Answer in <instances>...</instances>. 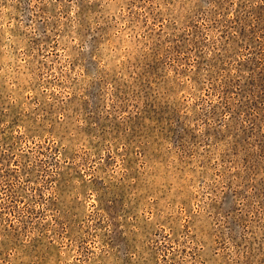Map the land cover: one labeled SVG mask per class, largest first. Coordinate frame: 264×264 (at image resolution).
Listing matches in <instances>:
<instances>
[{"label":"rangeland","instance_id":"1","mask_svg":"<svg viewBox=\"0 0 264 264\" xmlns=\"http://www.w3.org/2000/svg\"><path fill=\"white\" fill-rule=\"evenodd\" d=\"M0 264H264V0H0Z\"/></svg>","mask_w":264,"mask_h":264}]
</instances>
